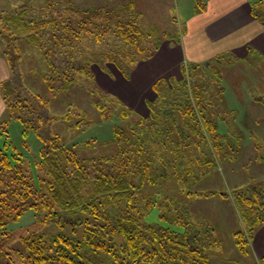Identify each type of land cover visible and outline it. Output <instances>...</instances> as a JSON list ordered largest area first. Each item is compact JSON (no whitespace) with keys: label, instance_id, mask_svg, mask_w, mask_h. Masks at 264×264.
I'll return each instance as SVG.
<instances>
[{"label":"trees","instance_id":"trees-1","mask_svg":"<svg viewBox=\"0 0 264 264\" xmlns=\"http://www.w3.org/2000/svg\"><path fill=\"white\" fill-rule=\"evenodd\" d=\"M112 1L98 0L94 4L93 0H59L40 10L24 4L0 13L3 55L10 73L0 82V94L8 117L23 124L24 136L34 130L43 143L36 162L38 180L22 153L10 151L8 142L0 146V264H210L203 239L204 223L192 227L184 237L144 221L154 207L163 215L167 209L175 212L180 222L190 219L187 210H175V194H166L172 187L188 199L210 191L194 189L197 178H203L198 164L192 162L194 155L199 156L194 151L208 154L214 161L211 151L224 143L216 122L208 117L203 88L192 80V72L200 63L183 65L191 78L189 75L179 82L183 102L176 112L191 126L193 135H187L189 140L180 137L174 124L169 129L159 126L155 130L157 123H148L142 116L135 134L115 131L112 155L83 156L82 150L66 144L59 134L50 131L55 116L46 117L49 100L12 84L16 82V65L22 60L19 39L40 51L41 79L55 97L69 91L81 75H90L94 64L104 68L103 63L108 62L122 68L123 59L136 62L139 53L147 54L150 47L143 44L151 33L139 24L134 0ZM253 9L255 17L263 20ZM108 33L112 35L109 38ZM106 40L113 42L112 47L100 49ZM154 88L160 87L155 84ZM194 90L198 108L189 101ZM198 109L202 116L197 114ZM172 122L178 123L176 119ZM204 122L206 134L202 131ZM7 125L8 119L0 121V135L8 137ZM95 151L100 149L94 147ZM160 191L165 192L160 195ZM239 205L245 231L252 237L264 219L246 195L239 199ZM29 209L35 211L39 223H53L57 230L29 233L22 237L24 249L14 251V236L8 226ZM245 231L242 228L234 232L243 252L249 241ZM117 235L123 238L119 242ZM90 250L105 257L98 261L90 256ZM260 264H264V257Z\"/></svg>","mask_w":264,"mask_h":264},{"label":"rangeland","instance_id":"rangeland-1","mask_svg":"<svg viewBox=\"0 0 264 264\" xmlns=\"http://www.w3.org/2000/svg\"><path fill=\"white\" fill-rule=\"evenodd\" d=\"M97 2L93 0L94 4ZM203 2L134 0L140 13L139 24L151 33L143 44L148 45L150 51L147 54L139 53L136 62L123 59L124 70L108 62L103 63L104 68L94 64L90 75H81L69 91L56 97L41 79L43 61L40 51L19 39L17 45L22 51V60L16 65V82L12 84L25 91L38 92L43 99L49 100L46 117L55 116L50 123V131L59 134L66 144L74 145L77 151L82 150L83 156L114 154L115 131L126 130L129 134H135L142 116L147 118L148 123H157L155 130L159 126L169 129L174 124L180 137L189 140L193 135L191 126L179 119L176 112L177 105L183 102L179 82L189 75L191 78V73L187 74L183 66L189 64L183 60L182 30L185 31V19ZM50 3L56 5L59 0H0V13L18 9L24 4L40 10ZM253 6L264 21V1H255ZM110 36L108 33L107 38ZM106 43L99 48L112 47V41L106 40ZM4 48L5 42L0 37L2 79L10 75L3 55ZM99 48L95 46V52ZM207 61L190 72L193 73L192 80L204 90L203 103L209 105L208 117L216 122V131L224 146H215L211 151L214 161L209 160L208 154H201L195 149L194 154L199 156L194 155L192 162L198 164V172L203 177L197 178L199 182L194 189L210 191L208 195L188 199L172 187L166 194H175V210H187L191 214L190 219L184 218L180 222L175 218V212L167 209L163 215L158 207H154L146 214L144 221L184 237L192 232V227L204 223L206 234L203 239L207 244L205 250L209 254L210 264H260L264 255L258 257L254 254L253 240L262 224L252 233V237L248 236L242 222L239 199L246 195L253 200L256 213L264 219V56L255 60L227 53L224 58L214 57ZM155 84L160 87L159 90H154ZM189 101L198 108L195 90ZM197 114L202 116L199 109ZM2 119H8V137L6 134L0 135V146L4 147L8 142L10 151L16 149L22 153L38 180L36 162L40 159L43 143L34 130L24 136L23 124L19 119L8 117L0 94V121ZM173 119L178 123L172 122ZM207 130V123L204 122L202 131L205 133ZM94 147L100 151L93 153ZM242 228L249 240L244 252L237 246L234 237V232ZM8 229L14 236L11 246L15 251L24 249L22 237L33 232H55L57 227L53 223H39L35 211L29 209L19 220L11 221ZM121 238L120 235L116 237L118 242ZM89 254L98 261L105 257L103 253L94 254L91 250Z\"/></svg>","mask_w":264,"mask_h":264},{"label":"crops","instance_id":"crops-1","mask_svg":"<svg viewBox=\"0 0 264 264\" xmlns=\"http://www.w3.org/2000/svg\"><path fill=\"white\" fill-rule=\"evenodd\" d=\"M255 1L259 0H204L185 19L183 60L199 64L227 53L261 59L264 56V21L254 15ZM4 79L0 78V82ZM253 246L256 256L264 255V223L254 235Z\"/></svg>","mask_w":264,"mask_h":264}]
</instances>
